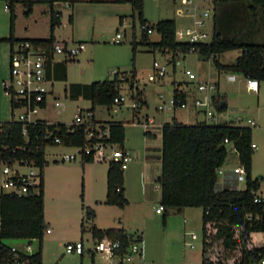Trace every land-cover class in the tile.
<instances>
[{
    "label": "rangeland",
    "instance_id": "obj_1",
    "mask_svg": "<svg viewBox=\"0 0 264 264\" xmlns=\"http://www.w3.org/2000/svg\"><path fill=\"white\" fill-rule=\"evenodd\" d=\"M196 1V0H194ZM197 2V1H196ZM57 2L55 9L63 11L62 23L56 27L59 37H79L86 41V48L74 58L67 61L68 79L56 80L54 89L65 105L61 113L52 108L41 111L40 115L48 116L63 122H72L78 108L87 109L91 101L83 97L74 98L69 93L72 82H92L114 76L115 71L127 72L130 78L136 70L135 84L124 80L121 94L125 96L122 103L112 105L99 104L96 115L106 119L123 120L126 125L125 146L134 148L136 158L125 168L126 196L129 203L125 207L105 203L107 193L106 172L109 161L95 159L82 166V157L78 154L75 160H63L62 153L78 150L75 146L49 145L46 147L48 162L44 166L45 216L49 228L43 238V264H110L111 257L99 249L98 241L94 240L90 225L95 223L101 227H111L124 219L133 231L142 234L141 246L143 260L150 264H202L203 246V208L187 206L180 210L170 208L164 217L156 207L161 205L160 187L157 174L161 170L160 129L157 136L146 133V128L138 123L147 121V116L155 120L156 125L171 121L174 115L181 117L185 123L202 121L205 116L195 105V98L200 92L193 88L184 106L174 107L170 104L175 88L190 91L193 84L185 73L190 69L196 74L197 81H211L218 84L215 95L226 102V108L220 110L213 106L214 118L209 123H234L252 127V140L257 144L254 148L252 173L254 177L262 176V187L259 191L264 197V80L257 90L247 87L248 79L242 73H234L237 79H228L226 70H219L214 63V56H205L191 50L177 57L178 63L172 61V53L159 49L152 50L145 44H139L135 60L132 59V40L142 38V28L138 12L133 14L129 2ZM198 13L204 7H213L212 0H201ZM188 7L186 0H144V15L155 23L162 18L175 19L178 27L193 24L194 12L178 15L177 8ZM119 8V11L117 9ZM193 9V7H190ZM24 6L18 3L16 13L19 26L35 36L45 37L50 34V5H36L31 17L24 14ZM74 12L76 22H70L69 15ZM126 15L125 25L120 24V15ZM10 14L5 1L0 0V35L9 33ZM213 22L208 18L206 30L212 32ZM123 32L121 42H115L116 33ZM158 32L150 33V39L157 41ZM257 40H264V31ZM179 40H183L179 39ZM185 40V39H184ZM242 49L228 50L217 54L215 58L229 63L241 53ZM10 43L0 42V121L14 117L10 106V98L4 93L3 80L10 76ZM59 57H61L59 55ZM157 60L167 65L166 74L156 80H150L153 63ZM122 75V74H121ZM122 77V76H121ZM195 84L197 82H194ZM142 90L146 103L133 107L134 95ZM222 101V100H221ZM169 105L159 109V104ZM139 114V117L134 115ZM137 115V114H136ZM180 119V118H179ZM254 120V123L251 122ZM135 121V122H133ZM160 128V127H159ZM229 154L221 167L224 173L219 180L224 181L240 162L232 143H228ZM150 146V147H148ZM86 167V169H85ZM87 175V178H86ZM238 188H245L243 177L234 183ZM84 190V201L81 193ZM95 209L94 220L86 222L82 231L81 222L84 216L82 203ZM125 208V209H123ZM260 235L256 236L259 239ZM83 239L84 253L66 252V244ZM7 242L22 246L26 239H8ZM193 244V246H191ZM39 241H32V250L38 248ZM217 251V250H216Z\"/></svg>",
    "mask_w": 264,
    "mask_h": 264
},
{
    "label": "trees",
    "instance_id": "obj_2",
    "mask_svg": "<svg viewBox=\"0 0 264 264\" xmlns=\"http://www.w3.org/2000/svg\"><path fill=\"white\" fill-rule=\"evenodd\" d=\"M10 13V33L0 40L11 44L25 39L49 44L55 40L54 30L61 24V10L55 9L57 2H129L133 14L138 12L142 28V38H134L132 59L135 60L139 44H145L152 50L172 53V61L191 50L205 56H214V63L219 70L242 73L247 79H256L259 84L264 80V40L256 37L264 30V0H212L213 27L209 41L179 40L176 36V21L162 18L151 23L144 15V0H4ZM24 6V14L29 16L35 4L47 3L51 6L50 36L47 38H17L14 35L15 6ZM123 16H121L122 21ZM70 22L73 15L69 16ZM151 29V31H148ZM156 31L160 38L150 39V33ZM242 49L234 61L223 63L215 58L217 54L228 50ZM129 78L127 72L115 71L112 78L95 80L90 83H72L70 93L74 98L83 96L91 101L90 110L94 111L99 104L112 105L114 98L120 95L121 83L131 81L135 84L136 70H132ZM122 74V75H121ZM122 76V77H121ZM140 105L146 103L142 90L133 94ZM174 96L179 98L175 108L187 100L185 93ZM214 95V104L218 109L226 108V102ZM138 108V107H137ZM137 114L136 112L134 113ZM111 125V139L123 145L125 140L124 121H103ZM0 149L8 146V155L33 158L41 168V183L38 193L24 196L0 194V264H12L16 259L28 260L31 264L43 263V238L49 225L45 219L44 166L48 162L46 147L55 145L51 139L59 135L64 145L83 146L86 143L85 126H77L69 130L66 123H36L28 127L29 140L23 134V124L17 120L0 121ZM51 131L49 139L44 138ZM252 127L229 122L211 124L207 121L185 123L174 115L171 121L162 126L161 173L156 181L161 190L160 202L164 206L165 217L170 208L181 209L187 206L203 208V246L202 264H260L264 258V198L261 202L255 197L261 188L262 176L254 177L252 162ZM228 143H232L240 164L244 165L246 174L245 188L236 186L218 187V169L227 160ZM26 145V150L12 152L11 148ZM89 156H83V163L92 162ZM124 169L116 161L108 163L107 193L105 203L125 207L129 199L125 193ZM84 201V190L81 193ZM84 216L81 222L82 231L86 222L94 220L95 210L82 203ZM254 218L249 220L247 214ZM258 216V218H256ZM94 240L104 237L121 239L126 250L133 233L123 227L102 228L95 223L90 225ZM260 235L259 239L256 236ZM8 239H26L29 242L38 240V248L32 252L21 249L13 250ZM217 250V251H216Z\"/></svg>",
    "mask_w": 264,
    "mask_h": 264
},
{
    "label": "built area",
    "instance_id": "obj_3",
    "mask_svg": "<svg viewBox=\"0 0 264 264\" xmlns=\"http://www.w3.org/2000/svg\"><path fill=\"white\" fill-rule=\"evenodd\" d=\"M197 1V2H196ZM186 0L188 7L185 9L177 8L178 15H184L186 12L192 13L194 22L193 24L186 25L185 27H176V36L178 39L187 41H209L212 38V32L206 30L204 27L207 25L208 18L213 16V7H204L198 13L199 0ZM67 6L70 3H66ZM190 7H193L191 9ZM60 10V9H57ZM148 31H151L149 29ZM123 38L122 32L116 33V41ZM86 47L84 42H66L61 40H54L49 44L37 43L31 39H25L10 44V76L6 80L5 88L7 94L10 96L13 108L17 110L14 120L20 121L23 124V134L26 141L29 140L28 127L36 123H57L40 115L41 111H46L50 108L61 113V108L65 105L59 99V95L54 92L52 88V77L50 71L52 65L56 61L57 56L63 55L66 58H74L81 50ZM179 61H176L178 63ZM167 65L157 60L153 63V71L149 74L150 80H156L166 74ZM185 73L190 77V83L193 87L190 91H184L178 88V93H185L186 97L193 92V88L197 89L201 94L195 98V105L203 112L205 118L202 121H211L214 118L213 106L214 95L217 91L218 84L211 81H197L194 78L196 74L190 69H186ZM228 79L234 81L237 76L234 73L228 74ZM194 82H197L196 84ZM247 87L250 90H257L259 82L256 79H248ZM125 96L120 94L114 98V103H122L125 101ZM176 98L173 94L170 104L175 106ZM187 100L181 106H184ZM140 102L135 98L133 107H139ZM165 105L159 104L158 108L163 109ZM59 122V121H58ZM135 122V121H134ZM254 123V120H251ZM66 123L69 130L74 131L77 126L84 125L86 131V143L83 146H76V152L62 153L63 160H75L79 154L81 157L89 156L93 160L103 161H116L119 162L123 169L127 168L129 163L134 160L135 154L133 151L119 142L111 139V125L109 123L95 119L94 113L89 108H78L72 122ZM138 123L142 124L148 129L153 123L152 120ZM2 128H0V132ZM52 132L45 133L44 138L49 139ZM55 145H64L59 135H55L51 139ZM49 146V145H48ZM67 146V145H64ZM252 147L256 148L257 144L252 143ZM8 146L0 149V194H14L24 196L31 193H38L41 183V168L36 164L33 158H25L23 156L8 155ZM27 146H17L11 148L12 152L26 150ZM224 173L222 168L218 169V187H225L236 183L243 177L246 180L247 171L244 165H238L230 174H226L224 181L219 180V175ZM235 185V184H234ZM262 195L259 193L255 197V201L261 202ZM158 213H163L164 206L161 204L156 207ZM249 220L254 218L252 213L247 214ZM258 218V216H256ZM99 249L111 257L110 264H149L143 260L141 238L139 234H134L131 237V242L127 249L123 248L121 239H113L104 237L98 241ZM193 246V244H191ZM13 250L17 247L13 246ZM28 251L32 250L31 244H26ZM66 252H76L82 254L84 252L83 240L69 242L66 244ZM12 264H31L28 260L16 259ZM260 264H264V258Z\"/></svg>",
    "mask_w": 264,
    "mask_h": 264
},
{
    "label": "crops",
    "instance_id": "obj_4",
    "mask_svg": "<svg viewBox=\"0 0 264 264\" xmlns=\"http://www.w3.org/2000/svg\"><path fill=\"white\" fill-rule=\"evenodd\" d=\"M201 2V0H199V3ZM20 3V2H19ZM112 3V2H111ZM18 4V3H17ZM17 4H16V6H17ZM22 4V3H21ZM38 4H40V3H38ZM45 4H47V3H45ZM23 5V4H22ZM36 5L37 4H35L34 5V8H33V12L28 16V17H31L33 14H34V12H35V8H36ZM5 6H6V9H8V7H7V3L5 2ZM16 6H15V13H16ZM55 7V6H54ZM117 11H119V8L117 9ZM8 12H9V9H8ZM24 12V11H23ZM123 12H116V15H120V19H119V21H120V24H123V25H125L126 24V22H127V18L125 17L126 15H123L122 14ZM187 13H189V12H187ZM10 14V13H9ZM50 14H51V6H50ZM62 14H63V11L61 10V23H62ZM72 15H73V21H72V23L73 22H76V19H77V17H76V15H74V12H72L71 13ZM70 16V15H69ZM121 16H123V18H122V21H121ZM212 19V18H211ZM194 20V19H193ZM212 22H213V19H212ZM49 26H50V24H49ZM213 27V26H212ZM264 31V30H263ZM118 32H120V31H118ZM152 32H154V31H152ZM151 32V33H152ZM9 33H10V26H9ZM9 33H6V34H1L0 35V37H5V36H8L9 35ZM50 33H51V31H50ZM123 33V32H122ZM14 35H15V37H17V38H47V37H49L50 36V34L48 35V36H45V37H41V36H35V35H33L31 32H26V31H24L20 26H19V22H18V16H17V13H16V19H15V27H14ZM124 35V34H123ZM54 37H55V40H61V41H66V42H78V41H81V42H86L85 40H84V38H81V36H79V37H59L58 36V34L56 33V28H55V30H54ZM115 38H116V36H115ZM115 38H114V41L115 42H121L122 41V39L120 40V41H116L115 40ZM0 42H8V43H10L9 41H3V40H0ZM11 44V43H10ZM86 44V43H85ZM86 48V47H85ZM84 48V49H85ZM83 49V50H84ZM61 57H59V56H57V58H56V61L54 62V64L52 65V68H51V71H50V75H51V77H52V88L54 89V85H55V81L56 80H67L68 79V70H67V61L69 60V59H71V58H66L65 56H63V55H60ZM9 57H10V52H9ZM176 64V63H175ZM117 71V70H116ZM105 79V78H104ZM5 83H6V80H3V85H4V93L6 94V95H8L7 94V91H6V88H5ZM72 83H90V82H83V81H81V82H72ZM72 83H70V85L72 84ZM70 85H69V88H70ZM259 86H260V84H259ZM177 88V87H176ZM54 92L57 94V95H59L56 91H55V89H54ZM69 93H70V89H69ZM120 93H121V90H120ZM70 95H71V93H70ZM9 96V95H8ZM79 97H83V96H79ZM78 97V98H79ZM9 98H10V96H9ZM84 98V97H83ZM86 99V98H85ZM10 100V106H11V108H12V110L13 111H15L14 113V117L13 118H11V119H9V120H13L15 117H16V114H17V110H15L14 108H13V104H12V101H11V98L9 99ZM223 101V100H222ZM91 107V106H90ZM89 107V108H90ZM175 107V106H174ZM96 107H95V109H94V111H93V113H94V117H95V119H97V120H99V121H123V120H119V119H112V120H110V119H106V118H101V117H98L97 115H96ZM135 113V112H134ZM135 115V114H134ZM42 116H44V115H42ZM136 117H139V114L137 113V115H135ZM176 116H178V115H176ZM45 117H47L48 119H50L48 116H45ZM181 120H182V118L181 117H179ZM51 120H53V121H57L58 122V120H55V119H51ZM148 120H152L153 121V123L151 124V126L148 128V129H146V133H148V134H150V135H154V136H157V132H158V129H160V131H159V135H160V138L162 139V126H163V124L165 123V122H168L169 120H166L162 125H156L155 124V120H153V119H151V118H149L148 116H147V121ZM59 122H63V121H59ZM134 122V121H133ZM125 127H126V125H125ZM160 127V128H159ZM125 134H126V129H125ZM124 143H125V140H124ZM123 143V145L125 146V144ZM126 147V146H125ZM148 147H150V146H148ZM128 148V147H127ZM129 149H131L132 151H133V153L135 154V158L137 157L136 156V150L134 149V148H132V147H129ZM160 152H161V154H160V160H161V156H162V145L160 146ZM135 158H134V160H135ZM133 160V161H134ZM82 161H83V157H82ZM86 163V162H85ZM85 163H82V166L84 167L85 166ZM253 163V162H252ZM129 167V166H128ZM127 167V168H128ZM85 169H86V167H85ZM107 169H108V167H107ZM125 170V169H124ZM160 173H161V170H160V172L157 174V176L156 177H158L159 175H160ZM86 178H87V175H86ZM106 178H107V172H106ZM125 178H127V176L125 175V172H124V179ZM44 184H45V180H44ZM229 186H236V185H232V182H231V185L229 184ZM237 187V186H236ZM261 187H262V183H261ZM261 189V188H260ZM260 191V190H259ZM125 193H126V186H125ZM262 195V194H261ZM262 197H263V195H262ZM264 198V197H263ZM160 199H161V190H160ZM123 209H125V208H123ZM83 210V209H82ZM95 210V209H94ZM180 210V209H179ZM82 212H84V211H82ZM45 219H46V216H45ZM48 225H49V223H48ZM99 227H101V226H99ZM111 227H123L128 233H133V234H139L140 235V238L142 239V234H141V232L140 231H138V230H140V229H138L137 231H133V230H130L129 229V225L126 223V221H124V219H120L119 220V224L118 225H116V226H111ZM102 228H108V227H102ZM46 233V232H45ZM45 235V234H44ZM81 240H83V239H81ZM34 241V240H33ZM97 242V241H96ZM7 243H9V242H7ZM9 244H11V243H9ZM26 244H31L32 245V242H29L28 240H26V243H24V244H22V246L20 247V246H17V245H14V244H11L12 246H15V247H17V249L19 248V249H21V250H23V251H27V252H32V251H34V249L35 248H33V250H31V251H28L27 249H26ZM84 253V252H83ZM82 253V254H83ZM43 264V263H42ZM150 264V263H149Z\"/></svg>",
    "mask_w": 264,
    "mask_h": 264
},
{
    "label": "water",
    "instance_id": "obj_5",
    "mask_svg": "<svg viewBox=\"0 0 264 264\" xmlns=\"http://www.w3.org/2000/svg\"><path fill=\"white\" fill-rule=\"evenodd\" d=\"M225 103V101L223 100V101H221V105H223Z\"/></svg>",
    "mask_w": 264,
    "mask_h": 264
}]
</instances>
